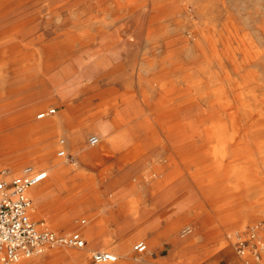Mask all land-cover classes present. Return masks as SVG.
Returning <instances> with one entry per match:
<instances>
[{
    "label": "rangeland",
    "instance_id": "1",
    "mask_svg": "<svg viewBox=\"0 0 264 264\" xmlns=\"http://www.w3.org/2000/svg\"><path fill=\"white\" fill-rule=\"evenodd\" d=\"M136 2L142 5L132 9L127 8L125 0H0V47H11L7 55H0V102L15 101L20 103L16 105L15 112L31 111L29 118L32 120L40 121L51 118L55 113L41 118H36V116L38 117L39 114L50 108H54L56 111L63 108L59 107L53 99L46 101V94L53 91L54 87H68L67 89L73 91L81 90L82 97L89 96L90 91L94 88L107 87L109 84L118 86L130 82L133 84V88L140 89L139 82H147V84L158 82L161 79L162 66H168V62L173 60L177 63H185L187 67L190 66L192 68L189 71L191 75L198 74L203 62L200 54L193 48H180L171 57H168L163 49L154 56H148L149 54L146 52L149 43L144 40L146 30L156 32L158 28H161V37L154 36V40L159 43L164 39L163 32L166 34L165 36L177 35L176 38H178V36H186L192 28H199L203 35L211 40L213 28H226L227 16L239 28H263L264 26V0H136ZM134 28L141 30L142 33L136 42H131L129 35ZM257 34L258 46L264 47V36L259 32ZM180 46H182L181 42L177 44V47ZM145 56H148L151 62H148L149 60H146ZM261 66V72L264 74V64ZM142 87L148 88L146 84ZM153 88V91L157 93L158 89ZM156 93H153L155 94L153 97H156ZM53 94L56 95V93ZM257 95L259 101L264 102V86ZM100 108V100H87L83 103L80 111L68 114L69 121L64 127V133L55 132V134L49 135L48 141H44L45 143L54 142L46 156L47 160L50 159L49 161L69 166L72 161H76L77 155L72 150H66L70 156L67 160H62L57 155V151L61 147L58 142L61 139L63 140L61 144L66 145L68 140L65 132L79 131L83 136L81 145L84 147L85 155L83 158H78L77 162L79 169L84 171L77 173V170H65L57 178L58 180L48 176L41 182L40 185L48 192L47 207L50 215H43L41 209L38 212L35 209L34 219H43L57 232L70 233L78 230L77 226L83 224L81 220H88L87 214L89 213L87 212L89 210L99 211L102 208H115L117 203L126 207L124 201H114L112 196L117 193L119 188H125L129 183H134L136 178L141 175L142 182H139L134 188L129 186L140 198L135 207L136 213L132 215L138 219V222L126 227L127 229L118 236V239L110 240L108 248H116L122 241L130 239L131 232L138 233L147 224L151 225L154 231H147L142 237L133 240L127 251L129 257L125 259L124 264H134L130 263L131 258H140L142 262L146 257L161 260V255H165L168 250L163 247L149 249L150 246L146 240L152 241L154 237H157L161 243V240L172 231L182 240L190 241L189 239L193 238V241L190 243V248L180 246L177 249L173 247L169 250L166 257L169 263L223 264V261L228 258L227 252L230 251L233 255L238 256L243 264H246L244 258L236 251L235 241L237 239L235 237L247 226L264 220V195H258V187L243 186V189L246 190L245 193L242 192L243 190H235L231 191L233 195L228 194L229 191L226 188H221L218 185L210 190L203 189L201 184L197 187L193 177L203 178L210 171L208 167L199 168L201 164L207 166L212 162L207 154L198 155L185 161L178 160L181 165V172L176 179L181 181L178 188L168 186L161 190V186L155 187L156 172L154 169H147V171L143 169L148 161L142 163L143 165L137 161H127L124 163L123 172H120L121 170L113 162V157L101 160L102 154L95 156L89 154L90 149L97 146L89 145L88 137L97 135L98 138L100 137V141L102 139L103 132L92 122L93 118L99 115ZM12 109L1 111L0 120L9 118L10 114L8 113ZM244 110L248 111L243 106L240 114L243 120L247 122L257 120L262 123L263 128L255 130L246 125L247 128H242L240 131L241 137L249 138L251 136L254 138L250 132L257 131V144L259 145L261 141L264 152V104H262V109L258 107L250 114ZM147 112L152 113L148 110ZM209 144H216V142L213 140ZM226 145L231 146L230 148H238V145L234 147L229 142ZM197 146L206 145L198 141ZM245 147L246 151H252L254 141L248 139ZM157 150L161 151L160 145L153 146L150 151L147 150L148 154H150L149 152L153 153L149 159L153 158L152 160H156V162L161 160V154L158 156L155 153ZM148 154L143 158L146 159ZM243 159L250 160L248 157ZM228 160L227 163H233ZM26 165L45 169L40 159H27L17 163L0 156V174L2 176L8 175L10 178L18 176L14 173L20 174ZM143 171L144 174H142ZM119 173H124L125 176L120 177ZM159 175L158 178H163L161 173ZM261 176L264 183V173ZM57 183L58 186H56ZM161 195L167 198L162 204ZM228 196H231L228 198L230 200L226 199ZM217 204L223 207L219 210L214 207ZM74 209L80 212L74 218L73 226H62L61 229L52 227V221L56 216ZM123 209L119 215L130 216L128 210ZM105 215L107 216L106 213ZM185 227H190L191 231L183 233L182 230ZM140 241L147 245L148 253H145L146 250L138 252L135 249V244ZM102 244L103 241L97 247L87 244L86 252L68 246H56L47 248V250L57 254L66 251L79 252L82 257L86 254L84 262H73L72 264H99L91 260L90 254L95 249L109 250ZM123 246L125 247L120 245L117 262L122 258L127 247V245ZM46 259L47 257L37 254L23 259L21 263L46 264Z\"/></svg>",
    "mask_w": 264,
    "mask_h": 264
},
{
    "label": "bare ground",
    "instance_id": "2",
    "mask_svg": "<svg viewBox=\"0 0 264 264\" xmlns=\"http://www.w3.org/2000/svg\"><path fill=\"white\" fill-rule=\"evenodd\" d=\"M125 2H127V8L132 9L139 8L142 5L137 3L136 0H125ZM24 25L23 27H25ZM160 29L158 28L156 32L151 30H146L145 32L144 40L149 43V48L147 47L148 50L146 52L149 54L148 56H154L159 50L163 49V52L168 57H171L180 48H193L200 54L203 62V66L199 68L197 75H191L189 71L192 68L190 66L187 67L185 63L181 64L173 60L168 62V66H162L161 79L158 82L153 84L139 82L140 89L133 88V84L130 82L123 83V85L119 84L118 86L109 84L107 87L94 88L90 91L89 96L82 97L80 95L81 90L73 91L72 89H67L68 87H54V90L46 94V96L56 93L53 100L59 104L56 103L59 107H63L58 111V115L55 114L54 116L57 122L49 126L37 124V120L29 118L31 111L18 114L13 118L0 120V138H2L0 140V156L17 163L27 159H40L46 171L51 169L52 161H49L50 159L47 160L46 156L54 142L45 143L44 141L48 139L49 135L55 134V132H63L69 121L68 114L80 111L83 103L87 100L98 99L101 106L100 113L93 118L92 122L103 133L101 141L99 140L100 143L98 142L97 152L146 155L148 154L147 150L150 151L153 146L160 145L161 151L157 150L155 153L161 154V161L158 165H153V169L157 175L161 173L163 178L155 183V187L161 186V190L168 186L178 188L181 184L180 180H176L181 172V165L178 160L185 161L198 155L207 154L212 162L207 166L201 164L199 168L205 169V167H208L210 171L203 178L193 177L196 184H201L202 188L206 190L218 185L221 188H226V190H243L244 192L246 190L243 189V186L258 187V195L261 196L262 194L263 196L264 185L256 184L253 179L248 178L245 169L237 162L238 148H230L231 146H227L226 143L229 142L235 147L243 138L241 137L240 131L242 128L240 127L243 124L253 126L254 122H258L257 120L247 122L242 119L240 114L243 106L248 110H244V112H249L250 114L258 107L262 109V104H264L263 101H259L257 95L258 91L264 86V74L261 72V64H264V47L258 46L257 32L264 36V26L263 28H239L227 16L226 28H213L211 40L207 39L199 28H192L187 32L186 36H178V38H176L177 35L165 36L166 34L163 32L162 36L164 39L158 43L157 40H154V36L161 37ZM141 33V30L134 28L129 35L131 42H136L141 37ZM179 42H181L182 46L177 47ZM10 50L11 47L2 46L0 47V55H7ZM148 56H145L146 60H149ZM148 62H151V60ZM139 64L138 66H140ZM153 68L156 69V67ZM70 78L72 79V77ZM145 84L148 87L147 89L142 87ZM153 87L158 89L157 93L153 91ZM153 93L157 94L156 97H153L155 95ZM12 107V102H0V113ZM147 110L152 111V113L149 114ZM152 114L154 115L153 117ZM39 116L40 114L38 118H41ZM12 120L15 123H12ZM254 133L255 131L250 132L251 135H254ZM65 135L68 143L67 145L61 144L60 139L58 142L61 146L60 149H63L66 153L67 146L71 145L73 146V153H81L83 146L81 145L82 136L80 132L70 130L65 132ZM249 138L253 140V137L250 136ZM213 140L216 144L210 145L209 143ZM198 141L203 142V145L206 146H197ZM149 153L148 156L152 157L153 153ZM60 158L63 160L68 159L65 156ZM227 160L233 163H227ZM2 178L10 179L8 175L2 176L0 174V179ZM43 189L39 185L31 190L33 194L37 193V196L40 197ZM230 197L228 196L226 199L230 200L228 199ZM134 199L136 200V197ZM166 200V196L161 195V204ZM135 206H130L131 210ZM214 207L221 209L218 204L214 205ZM60 226L59 228L56 225L53 228L61 229L64 225ZM146 229L149 231L153 227L148 224ZM169 236L175 237V242L182 243L190 248L191 242L188 239L182 240L180 238L181 240H179L173 231L166 237ZM45 254L46 251L42 255L45 256ZM125 256L129 257L127 253ZM78 258L81 259L82 256L78 255ZM131 262L134 264H145L140 258H131ZM160 262L161 260L154 259L150 264H159Z\"/></svg>",
    "mask_w": 264,
    "mask_h": 264
},
{
    "label": "crops",
    "instance_id": "3",
    "mask_svg": "<svg viewBox=\"0 0 264 264\" xmlns=\"http://www.w3.org/2000/svg\"><path fill=\"white\" fill-rule=\"evenodd\" d=\"M51 96H53V97H51ZM46 97H47L46 101L51 100V99H55V95H52V94L47 95ZM17 104H20V103L15 102V101L12 102V106H13L12 108L13 109L11 108L12 110L8 113V114H10L9 118H13L16 115L23 113V112H20V113L15 112ZM50 110L48 109V111L44 112V117L49 115V113H48L49 111L51 113H55L58 115V111L54 110V108H51ZM55 114L52 115L51 118H46V119L40 120V121L38 120V121H36V123L41 124V125H46V126L55 124L57 122L56 118L54 117ZM9 118H7V119H9ZM36 118H38V117L36 116ZM4 120H6V119H4ZM12 123H15V121L12 120ZM13 125H15V124H13ZM246 125L247 124H243V126H241L240 128L245 129V128H247ZM248 127L254 128L255 130L263 128L261 122H254L253 126H248ZM256 134H257V131H255V133H254V138H253L254 148L252 151L251 150L246 151L247 149L245 147L247 140L249 139L251 141V139L246 138L245 136L243 138H241V142L238 143L239 153H238L237 162L245 169V171H246L245 173H247L248 178L253 179L256 184H264L262 182V176H261L262 173H264V163H263V160H264L263 159V156H264L263 153L264 152L262 149L261 141H260L259 145L257 144L258 138H257ZM82 140H83V136H82ZM99 140H100V137H99ZM99 143H100V141H99ZM98 144L95 146H98ZM67 147H68L67 150L73 151V146L69 145ZM82 148L84 150V147H82ZM96 151H98L97 147L94 149H90L89 154L92 156H95L97 154H102L103 157L100 158L101 160H104L106 158L108 159V157H113V160H114L113 162L121 170V171L119 170L120 172H123L122 168L124 166V163L127 161H130V160L131 161H137V162H139V164L140 163L144 164L146 161H148V163H146V165L143 167V169H145V171H147V169H149V170L153 169L154 168L153 165L156 166L161 161V160H158L156 162L155 160H152L153 158L149 159L150 157L148 155H147V158L144 159L143 154H125V153H113V152L101 153V152H96ZM93 152H94V154H93ZM75 154L77 155V159L83 158V156L85 155L84 151L81 153H75ZM157 155L159 156V154H157ZM246 157L250 158V160L247 161V160L243 159ZM77 159H76V161L72 162V164H70L69 166H65L59 162L52 161V165H51L52 168L47 169V177L52 176L53 178H56V180H58L57 178L65 170H77L76 171L77 173L83 172L84 170L79 169L80 167H79V164L77 162ZM142 174H144V171L142 172ZM14 175H17V174L14 173ZM119 176L123 177V176H125V174L119 173ZM159 176L157 175V179L154 181V184L160 180V178H158ZM142 181H143V179L141 178V175H140L139 177L136 178L134 183H131V184L129 183L125 188H119L117 193L112 196L114 201L115 200L116 201H124L126 203V207H122L119 203H117V205H116L117 207H115V208L114 207L113 208H102L99 211L89 210V212H87V213H89V214H87L88 220L85 221L84 219H82L81 223H83V224L78 225L77 227L79 229L75 230V231L80 232V234L82 235V237L84 238L85 243H86L85 247L82 249H78V251L86 252L88 249V245L97 247L101 244V241H103V244H102L103 247L108 248L110 240L118 239V236L122 235L123 232H125V230L127 229L126 227L134 225L138 222V219L132 215H134L136 213L135 212L136 211L135 205L138 203L140 198L138 197L137 193L135 194L133 192L134 190L131 189L130 187L134 188L138 185L139 182H142ZM40 184L41 183H39L37 186H39ZM195 185L197 187H199V184H196V182H195ZM37 186H35V187H37ZM56 186H58V183L56 184ZM35 187H33L31 189L33 190ZM43 188L44 187L41 186V189H43ZM31 189L28 191V194H29V196L31 195L30 197L32 199L31 214H32L33 220H35L34 214L36 212L40 211V209L42 210L43 215H46V216L50 215L49 208L47 207V201H48L47 190H45V188H44L42 193H41V196L39 197V196H37V193L33 194V191ZM228 191H229V192H227L228 194L232 193L230 190H228ZM231 195H233V194H231ZM135 197H136V200L134 199ZM132 205L135 206L132 208L133 210H131ZM221 207H223V206H221ZM123 208H126L128 210V213L130 216L127 217V216H120L119 215L120 212H122L124 210ZM35 209H36V212H35ZM79 212L80 211L74 209V210L68 211L67 213H64L62 215H58V216H56V218L53 219L52 224H53V226H56V225L73 226V220L76 217V215H78ZM105 213L107 214V216L105 215ZM36 220H43V219L38 218ZM106 221H108V222H106ZM46 224L48 225L47 222H46ZM147 225H145V227H143L138 233L131 232L132 236L130 237V239L124 240L121 243H119L120 245H122V247H125L123 245H127V247H126V249L122 255V258L119 259V262H117L118 261V258H117L116 261L109 262L108 264H113L115 262H117L115 264H124L125 259L127 258L125 256V254L127 253V250L129 249L130 244L133 242V240L135 238L142 237L144 235V233H146L148 231L146 229ZM152 231H154V229L149 230V232H152ZM58 233H61V232H58ZM176 237H178V236H176ZM174 238L175 237H171V236L165 237L163 240H161V242H163V243H160L158 241L157 237H154L152 239V241H148L146 239H143V240H146V242L150 246L149 249L163 247L169 251L173 247L177 249L180 246H184L182 243L175 242ZM179 240H181V239L179 238ZM189 240H190V242H192L193 238H190ZM119 244L114 249H110V248H108L109 250L95 249L92 251H111L117 255V253H120V245ZM149 249L147 248L145 253H148ZM45 251H46L45 257H47V259L45 260L47 262L46 264H72L73 262L82 263L85 261V258H86V254H85V256L82 257L81 259H79V258L77 259L78 255H81V253H79V252L66 251L64 253L57 254V253H53V252L52 253L48 252L49 250H45ZM45 251L40 253V254L42 255L43 253H45ZM168 251H167V253H168ZM167 253L165 255H161V264H172V262L169 263L166 260ZM142 254H144V253H142ZM76 255H77V257H75ZM227 255H228V258L223 261V264H243L241 259L238 256L233 255L230 251L227 252ZM117 257H118V255H117ZM151 261H153V259H150L148 257L146 259L144 258L143 262H145V264L146 263L150 264ZM21 262H23V259L21 261H19L17 264H21ZM130 263H132V262H130Z\"/></svg>",
    "mask_w": 264,
    "mask_h": 264
},
{
    "label": "built area",
    "instance_id": "4",
    "mask_svg": "<svg viewBox=\"0 0 264 264\" xmlns=\"http://www.w3.org/2000/svg\"><path fill=\"white\" fill-rule=\"evenodd\" d=\"M43 115L44 113H41L39 117ZM98 142L97 135L88 137L89 145L95 146ZM60 143H63V140H60ZM57 155L67 158L70 156L63 149H59ZM46 178L45 169L26 165L18 176L0 179V264H15L51 247H85L86 243L80 232L58 233L45 221L33 220L32 199L28 191ZM190 231V227L182 230L183 233ZM235 238L236 251L244 258L246 264H264V220L247 226L238 232ZM135 249L144 252L146 244L140 241L135 245ZM90 258L95 263L114 262L117 255L111 251H92Z\"/></svg>",
    "mask_w": 264,
    "mask_h": 264
}]
</instances>
